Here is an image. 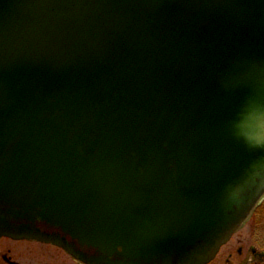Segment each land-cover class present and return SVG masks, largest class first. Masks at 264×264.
Returning <instances> with one entry per match:
<instances>
[{
	"label": "water",
	"instance_id": "obj_1",
	"mask_svg": "<svg viewBox=\"0 0 264 264\" xmlns=\"http://www.w3.org/2000/svg\"><path fill=\"white\" fill-rule=\"evenodd\" d=\"M263 200L264 0H0V238L208 264Z\"/></svg>",
	"mask_w": 264,
	"mask_h": 264
},
{
	"label": "rangeland",
	"instance_id": "obj_2",
	"mask_svg": "<svg viewBox=\"0 0 264 264\" xmlns=\"http://www.w3.org/2000/svg\"><path fill=\"white\" fill-rule=\"evenodd\" d=\"M257 210L209 264H264V258L253 255V251L264 253V200Z\"/></svg>",
	"mask_w": 264,
	"mask_h": 264
},
{
	"label": "flooded vegetation",
	"instance_id": "obj_3",
	"mask_svg": "<svg viewBox=\"0 0 264 264\" xmlns=\"http://www.w3.org/2000/svg\"><path fill=\"white\" fill-rule=\"evenodd\" d=\"M256 255V252H253ZM0 264H84L63 248L24 237L0 238Z\"/></svg>",
	"mask_w": 264,
	"mask_h": 264
},
{
	"label": "trees",
	"instance_id": "obj_4",
	"mask_svg": "<svg viewBox=\"0 0 264 264\" xmlns=\"http://www.w3.org/2000/svg\"><path fill=\"white\" fill-rule=\"evenodd\" d=\"M257 211H258V210H257ZM257 211H256V212H257Z\"/></svg>",
	"mask_w": 264,
	"mask_h": 264
}]
</instances>
